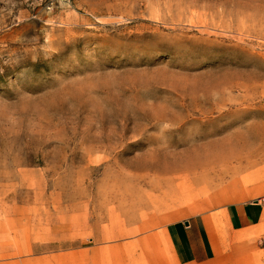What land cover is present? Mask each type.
I'll return each mask as SVG.
<instances>
[{
	"label": "rangeland",
	"instance_id": "rangeland-1",
	"mask_svg": "<svg viewBox=\"0 0 264 264\" xmlns=\"http://www.w3.org/2000/svg\"><path fill=\"white\" fill-rule=\"evenodd\" d=\"M196 215L264 264V0H0V264H179Z\"/></svg>",
	"mask_w": 264,
	"mask_h": 264
},
{
	"label": "crops",
	"instance_id": "crops-1",
	"mask_svg": "<svg viewBox=\"0 0 264 264\" xmlns=\"http://www.w3.org/2000/svg\"><path fill=\"white\" fill-rule=\"evenodd\" d=\"M189 193L190 190L183 192L181 199ZM172 199H176L175 196ZM261 205V201L228 204L222 215L228 232L242 233L249 226L256 225L260 221ZM213 231L211 219L201 215L169 226L167 235L175 261L179 264H207L215 255Z\"/></svg>",
	"mask_w": 264,
	"mask_h": 264
},
{
	"label": "bare ground",
	"instance_id": "bare-ground-1",
	"mask_svg": "<svg viewBox=\"0 0 264 264\" xmlns=\"http://www.w3.org/2000/svg\"><path fill=\"white\" fill-rule=\"evenodd\" d=\"M177 166H174V169L176 168ZM193 167V166H192Z\"/></svg>",
	"mask_w": 264,
	"mask_h": 264
}]
</instances>
